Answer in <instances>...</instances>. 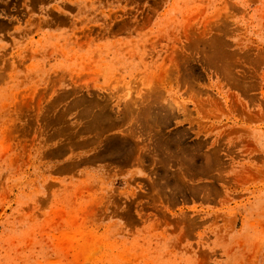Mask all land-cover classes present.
I'll list each match as a JSON object with an SVG mask.
<instances>
[{
    "label": "rangeland",
    "instance_id": "374dc122",
    "mask_svg": "<svg viewBox=\"0 0 264 264\" xmlns=\"http://www.w3.org/2000/svg\"><path fill=\"white\" fill-rule=\"evenodd\" d=\"M0 264H264V0H0Z\"/></svg>",
    "mask_w": 264,
    "mask_h": 264
}]
</instances>
